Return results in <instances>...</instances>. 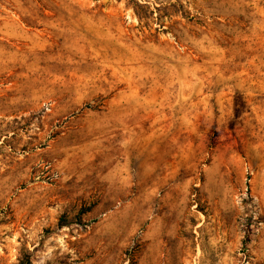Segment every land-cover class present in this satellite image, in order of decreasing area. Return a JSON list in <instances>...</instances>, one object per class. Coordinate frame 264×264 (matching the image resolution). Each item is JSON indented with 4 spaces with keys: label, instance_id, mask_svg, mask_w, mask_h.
<instances>
[{
    "label": "rangeland",
    "instance_id": "obj_1",
    "mask_svg": "<svg viewBox=\"0 0 264 264\" xmlns=\"http://www.w3.org/2000/svg\"><path fill=\"white\" fill-rule=\"evenodd\" d=\"M0 264H264V0H0Z\"/></svg>",
    "mask_w": 264,
    "mask_h": 264
}]
</instances>
